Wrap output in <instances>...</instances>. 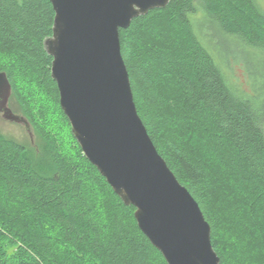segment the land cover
Returning <instances> with one entry per match:
<instances>
[{"label": "trees", "instance_id": "16d2710c", "mask_svg": "<svg viewBox=\"0 0 264 264\" xmlns=\"http://www.w3.org/2000/svg\"><path fill=\"white\" fill-rule=\"evenodd\" d=\"M197 6L264 78L256 0H168L118 31L120 54L137 115L219 264H264V89L249 96L231 81L213 37L194 30ZM53 20L49 0H0V72L37 136L0 133V264H166L71 134L44 48Z\"/></svg>", "mask_w": 264, "mask_h": 264}, {"label": "water", "instance_id": "95a60500", "mask_svg": "<svg viewBox=\"0 0 264 264\" xmlns=\"http://www.w3.org/2000/svg\"><path fill=\"white\" fill-rule=\"evenodd\" d=\"M54 20L44 41L59 106L82 154L125 206L166 264H219L197 203L156 151L137 115L118 31L168 0H49ZM0 72V114L11 112Z\"/></svg>", "mask_w": 264, "mask_h": 264}, {"label": "rangeland", "instance_id": "374dc122", "mask_svg": "<svg viewBox=\"0 0 264 264\" xmlns=\"http://www.w3.org/2000/svg\"><path fill=\"white\" fill-rule=\"evenodd\" d=\"M259 7L264 11V0H256ZM201 7L197 6V14H195L194 18V30L199 34L202 32L203 34L208 35L209 37H213V45L215 48V53L222 57V60H226L225 64L227 67L231 66L232 75L230 73L229 78L232 79L231 81L243 92H245L249 96H254L255 93H261L262 89H264V78L263 76V67L260 66L261 63L256 64L255 61L249 57L244 52H239L238 48L234 47L233 45L228 44L227 42L219 39V37H216L213 35L214 30L213 27L207 22L205 19L206 17L203 15V12L201 11ZM205 31V32H203ZM202 36V34H201ZM230 56L233 58L232 61H230ZM233 65V66H232ZM247 68V69H246ZM252 70L251 75H246V70ZM259 70L262 71V75L259 74ZM260 75L259 77H257ZM9 109L11 112L15 115H21V112L19 111V107L15 100L13 98L9 101ZM0 133L4 135L5 137L11 138L15 140L18 143L21 144H34L37 140V136L33 134L34 132L30 128L27 130L23 124L15 123V122H9L6 121L2 116L0 115Z\"/></svg>", "mask_w": 264, "mask_h": 264}, {"label": "flooded vegetation", "instance_id": "af4514ba", "mask_svg": "<svg viewBox=\"0 0 264 264\" xmlns=\"http://www.w3.org/2000/svg\"><path fill=\"white\" fill-rule=\"evenodd\" d=\"M8 107H9V101H8ZM1 115V114H0ZM2 116V115H1Z\"/></svg>", "mask_w": 264, "mask_h": 264}]
</instances>
